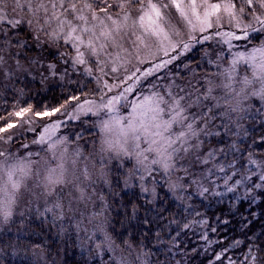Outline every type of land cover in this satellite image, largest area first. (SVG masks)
I'll use <instances>...</instances> for the list:
<instances>
[{
	"label": "snow or ice",
	"instance_id": "6c2138e0",
	"mask_svg": "<svg viewBox=\"0 0 264 264\" xmlns=\"http://www.w3.org/2000/svg\"><path fill=\"white\" fill-rule=\"evenodd\" d=\"M0 14V77L8 79L18 74L30 73L32 68L39 66L44 73L59 75L61 79L68 76L70 71L88 77H93L98 72L101 75L94 78L99 84L103 76L107 75L105 68L113 74L119 73L121 69L127 71L126 65L133 60L145 62L141 60V53L145 51L154 55L152 50L155 49L156 52L169 56V60H174L176 56L170 55L169 50L179 53L180 48H189L178 30L181 23L193 32L199 30L203 33L227 20L229 24L236 22L233 26L244 37L248 36V29L257 31L254 24L260 25V29L264 30V0H0ZM223 35L231 40L242 39L232 32ZM187 39L197 40L198 37L188 35ZM46 53L57 59L48 61ZM253 61L255 64L252 76L259 80L261 88L251 94L264 95V48L253 49L247 57L238 56L234 65ZM168 62L161 61L154 67H163ZM231 71L235 73L234 66ZM138 73L151 75L150 71L136 68L127 76V80L139 79ZM47 78V75L42 74V79ZM239 83L247 86L253 81L245 76ZM102 87L111 91L121 85L114 84L109 88V84L105 82ZM151 87L155 89L158 86ZM224 87L230 85L225 84ZM183 91L165 89L142 96L143 103L138 102L132 106L133 114L124 118L122 125L119 118L115 120L118 128L114 127L112 121L103 122L101 131L108 136L104 140L107 148H102L101 152L112 153L109 159L113 160L135 158L136 165L132 175L139 173L141 167L151 175L150 165L156 166L152 169L155 172H182L184 176L178 179L192 177L190 183L201 187L203 195L209 192V188L203 187L201 181L215 183L212 178L217 171L224 173L220 179L224 180L225 185L232 177L226 172L229 165L220 164L217 167L214 164L199 179L196 178L193 169L197 165H208L214 161L216 152L202 151L201 136L208 133L199 121L203 120L206 125V114L191 111L201 103L200 98L193 101L189 95H181ZM240 92H244L243 87ZM240 92L236 95H240ZM126 93L135 95L131 87H125L120 94L108 99L107 104H102L101 108L108 112L115 111V105L127 99ZM210 93L211 89L209 95ZM68 100L76 101L80 111L92 112V101L85 99L80 103V97L75 95ZM85 105L89 107L85 108ZM30 111L31 109L22 108L14 115L23 118ZM60 111L61 109H53L43 113L36 112L35 116L50 117ZM16 127L15 123H7L6 127H0V133ZM114 132H118L119 137L115 141L108 138ZM51 148L55 149L56 145H51ZM75 155L79 156V152ZM0 156L5 157V160L0 161V170H4L7 176V180L0 183V216L5 220L11 215V205L25 193L50 197L53 195L50 189L59 186L57 200L52 203V208L58 209L63 207L60 203L62 199L67 198L69 205L73 200H84L86 194L81 185L85 181L95 183L92 180L93 173L87 166L84 170L77 171V161L71 156L65 157L63 153L59 158L61 162L56 167H46L47 175L42 182L39 172H34L30 167L31 161L8 165L5 153L0 152ZM69 162L72 167H65ZM106 163L107 160L101 157L99 164L103 166ZM30 173L37 176L36 187H43L42 192L36 193L27 186L22 188V178L28 177ZM105 176L106 171L102 167L99 178L103 180ZM140 179H145L143 174ZM260 179L264 180V176ZM185 183L189 181L185 179ZM235 183L239 184L240 181ZM173 187L177 185L174 184ZM227 190L232 191V188ZM216 258L220 259L219 256ZM253 258L257 262L261 259L258 256Z\"/></svg>",
	"mask_w": 264,
	"mask_h": 264
},
{
	"label": "rangeland",
	"instance_id": "374dc122",
	"mask_svg": "<svg viewBox=\"0 0 264 264\" xmlns=\"http://www.w3.org/2000/svg\"><path fill=\"white\" fill-rule=\"evenodd\" d=\"M235 23L229 24L227 20H224L219 26H214L203 33L199 30L193 32L184 23H181L178 30L181 31L184 42L189 44V48L187 50L180 48L179 53L169 50L170 55L176 56V59L169 60V56L163 52H156L155 49L152 50L154 55L145 51L141 53V60L145 62L140 63L133 60L126 65L127 71L121 69L119 73L113 74L105 68L107 75L103 76L99 84L94 78L96 75H101L98 72L94 73L93 77H88L70 71L68 76L61 79L59 75L52 76L44 73L39 66L32 68L30 73L18 74L11 79L0 77V86L8 84L10 81L31 80L38 82L43 89L52 86L76 89L72 94L80 97V103H83L85 99L93 102L92 112H82L77 108L76 101L67 100L60 108L61 111L54 116L37 117L34 111L26 113L23 118L14 115L10 123L17 124V127L6 133H0V152L5 153L7 164L31 161L30 167L34 172H39L42 182L43 177L47 175L46 167H56L61 162L59 158L63 153L65 157L71 156L77 161L75 165L77 171H82L87 166V169L92 171V180L95 182L90 184L85 181L81 185L86 194L84 200H73L69 205L67 198L62 199L60 203L63 207L58 209L52 208V203L57 200L56 193L60 190L59 186H53L50 189L53 193L50 197L25 193L21 199L11 205V215L6 220L0 216V235L7 234L14 227L22 229L23 226L25 227L31 222L45 227L50 224L53 229L58 228L60 234L72 230L78 236H83L86 241L91 240L92 242L96 241V237L98 240L93 244L100 246L99 252L106 250L117 264H132L129 258L120 257V254L109 243V239L107 240L106 237L104 239V223L106 222L104 209L107 207L105 198L112 192L114 178L116 177L124 190L136 187L141 195L149 196L151 199L156 197L157 186L161 184L164 186L165 192L178 202L187 201L191 194L201 195L202 188L190 183L192 177L178 179V177L184 176L182 172L168 174L163 170L152 171L156 167L154 165H150L151 175L144 171L143 167L140 168L139 173L132 175V170L136 165L135 158L125 157L121 160H113L109 159L112 153L101 152L102 148H107L104 140L108 136L101 131V125L105 121H112L114 127L118 128L119 126H115V120L119 118L122 125L124 118L133 114L132 106L138 102L143 103L142 96H149L154 91L162 92L165 89L177 92L183 89L181 95H189L193 101L197 97L200 98L201 103L194 106L191 111H202L206 114L207 124L205 125L203 120L199 121L208 133L201 136L203 152L207 153L213 150L208 141L213 135L214 123L217 120L224 127L226 124L233 126L235 132L242 131L241 121L251 113L254 104L262 105L264 103V95L251 94L254 90L261 88L259 80L252 76L255 61L252 63L240 62L235 65L234 61L241 55L247 57L253 49L264 48V30L260 29V25L254 24L253 27L257 31L248 29V36L244 37L243 33L233 26ZM242 26L243 24H241ZM226 32L235 33L242 39L231 40L223 35ZM216 33H220V35H216ZM188 35L196 36L198 39L188 40ZM202 37L208 38L203 39ZM46 56L48 61L57 59L52 54L46 53ZM161 61L169 62L163 67L155 68L154 66ZM25 66L27 67V65ZM233 66L236 69L235 73L231 71ZM136 68L150 71L151 75L145 76L143 73H138L139 79L127 80V76L131 75ZM42 74L47 75L48 78L42 79ZM245 76L253 83L247 86L239 83L240 79ZM105 82L109 84V88H112L114 84H120L121 87L112 88L109 91L102 87ZM225 84H229L230 87H224ZM152 85L158 87L153 89ZM125 87H131L135 95L126 93L127 99L116 104L115 111L108 112L101 108L102 104H107L108 99L120 94ZM242 87L244 92H240ZM209 89H211L210 95ZM237 92H240V95H236ZM87 107L89 106L85 105V108ZM232 108L237 110L232 111ZM108 138L113 141L117 140L118 132L112 133ZM53 144L56 145L55 149L51 148ZM144 146L142 145V147ZM77 152H79V156L75 155ZM101 157L107 160L103 166L99 164ZM3 160L5 157L0 156V161ZM45 161L47 165H45ZM212 164L213 161L208 165H197L193 169L196 178L199 179L205 174L208 168L213 167ZM65 167L71 168L72 165L69 162ZM102 167L106 171L103 180L99 178ZM141 174L145 179H140ZM15 178L13 177V179ZM185 179L189 183H185ZM5 180H7L5 171L0 170V183ZM36 181L37 176L30 173L28 177L22 178V188L27 186L36 193L42 192L43 187H36ZM201 183L203 187L208 188L207 182L201 181ZM174 184L177 187H173ZM145 188H147L146 192ZM43 223L47 224L43 225ZM103 232L104 235H102ZM32 257L37 263L44 264L47 254L41 251L32 254Z\"/></svg>",
	"mask_w": 264,
	"mask_h": 264
},
{
	"label": "trees",
	"instance_id": "16d2710c",
	"mask_svg": "<svg viewBox=\"0 0 264 264\" xmlns=\"http://www.w3.org/2000/svg\"><path fill=\"white\" fill-rule=\"evenodd\" d=\"M75 90L43 89L31 80L2 84L0 127L22 108L34 113L60 109ZM240 124L243 130L235 132L217 120L208 141L216 152L212 166L229 165L227 185L217 171L215 183L207 182L209 192L178 202L162 184L151 199L136 187L124 190L114 178L105 198L104 239L120 257L132 264H264V103L254 104ZM47 227L31 222L1 234L0 264H39L32 254L41 251L47 254L44 264H117L106 250L99 252L96 237L86 241L72 230L61 235Z\"/></svg>",
	"mask_w": 264,
	"mask_h": 264
}]
</instances>
